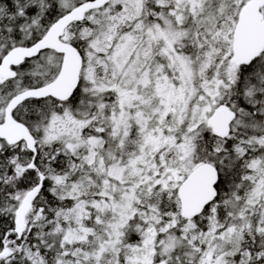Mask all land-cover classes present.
I'll use <instances>...</instances> for the list:
<instances>
[{
	"label": "snow or ice",
	"instance_id": "snow-or-ice-1",
	"mask_svg": "<svg viewBox=\"0 0 264 264\" xmlns=\"http://www.w3.org/2000/svg\"><path fill=\"white\" fill-rule=\"evenodd\" d=\"M0 264H264V0H0Z\"/></svg>",
	"mask_w": 264,
	"mask_h": 264
}]
</instances>
